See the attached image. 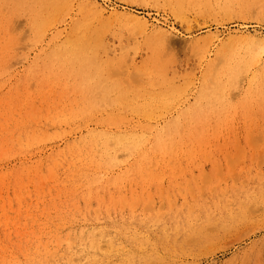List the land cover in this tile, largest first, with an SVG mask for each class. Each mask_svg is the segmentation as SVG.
<instances>
[{
	"label": "rangeland",
	"instance_id": "rangeland-1",
	"mask_svg": "<svg viewBox=\"0 0 264 264\" xmlns=\"http://www.w3.org/2000/svg\"><path fill=\"white\" fill-rule=\"evenodd\" d=\"M58 1L0 0V264H264V0H89L99 9L95 15L86 0ZM84 34L92 42L86 52L95 57L85 70L114 85L106 95L88 88L87 74L86 82L66 53ZM114 66L116 74H106ZM214 78L225 81L221 91L199 101L197 91ZM168 86L163 101H172L162 105ZM147 106L148 116L140 112ZM118 134L134 138L133 145L118 143Z\"/></svg>",
	"mask_w": 264,
	"mask_h": 264
},
{
	"label": "bare ground",
	"instance_id": "bare-ground-1",
	"mask_svg": "<svg viewBox=\"0 0 264 264\" xmlns=\"http://www.w3.org/2000/svg\"><path fill=\"white\" fill-rule=\"evenodd\" d=\"M44 1H45V0H44ZM46 1H48V0H46ZM56 1H57V0H56ZM63 1H64V0H63ZM74 1H75V0H74ZM92 1H93V0H92ZM174 1H175V4L178 5V3H179L181 0H174ZM184 1H185V0H184ZM184 1H183V2H184ZM228 1H229V0H228ZM228 1H226V2H228ZM246 1H247V0H246ZM246 1H244V3H245ZM53 2H54V1H53ZM58 2L61 3L60 0H59ZM68 2H69V1H68ZM71 2H72V1H71ZM76 2H79V0H78V1L76 0ZM85 2H87V3L90 5L89 7H91V9H92V10H91V9H90V10H91L93 13H94V11H95V13L97 14L96 11H98L99 9H97L98 7L96 8V4L94 3V4H95V6H94V4H92V2H90L89 0H86ZM183 2H182L181 5H184ZM224 2H225V1H224ZM226 2H225V6H227V5H226V4H227ZM230 2H231V0H230ZM239 2H240V1H239ZM49 3H50V0H49ZM54 3H55V2H54ZM63 3H64V2H63ZM80 3H81V2H79V4H80ZM188 3H190V2H188ZM44 4H45V3H44ZM47 4H48V3H47ZM67 4H68V3H67ZM69 4L71 5V3H69ZM77 4H78V3H77ZM83 4H84V3H83ZM175 4H174V5H175ZM228 4H229V2H228ZM58 5H59V3H58ZM62 5H63V4H62ZM86 5H87V4H86ZM97 5H98V4H97ZM50 6H51V5H50ZM64 6H65V4H64ZM78 6H79V5H78ZM228 6H229V5H228ZM45 7H46V6H45ZM52 7H54V5H52ZM79 7H80V6H79ZM81 7L84 8L85 6H84V5H83V6L81 5ZM86 7H87V6H86ZM86 7H85V8H86ZM55 8H56V5H55ZM63 8H64V7H63ZM67 9H68V8H67ZM79 9H80V8H79ZM81 9H82V8H81ZM88 9H89V8H88ZM52 10H53V8H52ZM102 10H104V9H102ZM176 10L179 11V8H178L177 6H176ZM53 11H54V10H53ZM53 11H52V13H53ZM91 11H90V14H91ZM104 11H105V10H104ZM109 11H110L111 13H116L115 10H109ZM85 12H87V11H85ZM95 13H94L93 15H95ZM46 14H47V13H46ZM50 14H51V13H50ZM82 14H83V13H82ZM104 14H105V13H104ZM47 15H48V14H47ZM84 15H85V14H84ZM84 15H82V16H84ZM88 15H89V14H88ZM100 15H101V14H100ZM115 15H116V14H115ZM43 17H44V16H43ZM50 17H51V16H50ZM73 17H74V16H73ZM89 17H90V16H89ZM89 17H88L87 19H89ZM102 17H103V15H102ZM112 17H113V14H112ZM34 18H36V17H34ZM84 18H85V17H84ZM92 18H93V17H92ZM132 18H133V17H132ZM132 18H131V19H132ZM36 19H37V18H36ZM50 19H51V18H50ZM50 19H49V21H50ZM53 19H54V18H53ZM74 19H75V18H74ZM82 19H83V17H82ZM85 19H86V18H85ZM85 19H84V20H85ZM95 19H96V18H95ZM97 19H100V18H97ZM80 20H81V19H80ZM91 20H92V19H91ZM102 20H103V19L101 18L100 21H102ZM38 21H39V20H38ZM82 21H83V20H81V22H82ZM95 21H96V20H95ZM97 21H99V20H97ZM100 21H99V22H100ZM136 21H137V20H136ZM42 22H43V21H42ZM45 22H46V21H45ZM51 22H52V21H51ZM84 22H85V21H84ZM76 23H77V22H76ZM79 23H80V21H79ZM87 23H88V22H87ZM90 23H92V22H89L88 24L90 25ZM81 24H82V26H83V24H86V22H85V23L82 22ZM97 24H98V23H97ZM143 24H144V23H143ZM77 25H78V23H77ZM86 25H87V24H86ZM72 26H73V25H72ZM75 26H76V24H75ZM78 26H79V25H78ZM90 26H91V25H90ZM96 26H97V25H96ZM85 27H86V26H85ZM85 27H84V28H85ZM139 27H142V26H139ZM74 28H75V27H74ZM87 28H88V26H87ZM92 28H93V27H92ZM95 28H96V27H95ZM99 28H100V26H99ZM69 29H70V28H69ZM71 29H72V31H73V33H74V32H75V31H74L75 29H73V27H72ZM154 29H155V28H154ZM84 30H85V29H84ZM84 30L82 29L81 32L84 33V32H83ZM98 30H99V29H98ZM72 31H71V32H72ZM79 31H80V30H79ZM79 31H78V32H79ZM42 32H43V31H42ZM78 32H77V33H78ZM102 32H103V31L101 30V33H102ZM39 33H40V30H39ZM67 33L69 34V32H67ZM75 33H76V32H75ZM98 33H99V32H98ZM101 33H99L100 36H101ZM54 34H55V33H54ZM54 34H53V35H54ZM56 34H57V32H56ZM78 34H79V33H78ZM78 34H77V35H78ZM72 35H73V34H72ZM74 35H75V34H74ZM80 35H81V34H80ZM39 36L42 37V36H44V35H39ZM55 36H56V35H55ZM55 36H54V39H55ZM67 36L69 37L70 34H69V35H66V36H63V39H64V37H65L66 39H68ZM91 36H92V35H91ZM97 36H98V35H97ZM60 37H61V36H60ZM71 37H72V40H73V36H71ZM78 37H79V36H78ZM56 38H57V37H56ZM69 38H70V37H69ZM52 39H53V36H52ZM54 39H53V40H54ZM58 39H59V37H58ZM66 39H64V40H66ZM75 39H76V38H75ZM40 40H42V39H40ZM94 40H95V39H94ZM96 40H97V39H96ZM55 41H57V40H55ZM55 41H54V42H55ZM62 41H63V40H62ZM69 41H71V40L69 39ZM69 41L67 40V42H69ZM48 42H49V41H48ZM48 42H47V43H48ZM50 43H51V42H50ZM55 43H56V42H55ZM48 44H49V43H48ZM48 44H47V45H48ZM53 44H54V43H53ZM60 44H61V43H60ZM62 44H63V43H62ZM66 44H67V43H66ZM58 45H59V44H58ZM63 45H65V44H63ZM68 45L70 46V44H68ZM54 46H56V45H54ZM63 48H64V46L62 47V49H63ZM91 48H92V42H91V39L89 38L88 35H85V34H84L81 38L76 39V41H75L74 43H72V46L69 47V49H66V48H65V49L68 50V51L66 52L67 54H68V52H69V56H70L71 59H72V64L75 63V64H78V65L80 66L79 69L81 70V72H82V74H83V77H85V75H84L85 73L87 74L86 76H87V80H88V82H87V80H86V77H85L84 79H85V81L87 82V83H86V82H85V83H86V85L88 86V88H89V87H90V88H93V87H97V88H98V87H100V88H101V89H100L101 92H103V93L106 95L107 93L110 92V90L113 88L114 85L109 84L110 82H109V80H107L108 78L105 79V78L103 77V74H102V73H101V74H100V73H97L96 71H94V69H93V71H86L87 69L85 70L86 67H91V65L94 64V61H93V60L95 59V57H94L93 51L86 52V49L88 50V49H91ZM45 49H46V48H45ZM54 49H55V47H54ZM59 49H60V47H59ZM62 49H61V50H62ZM51 50H52V48H51ZM47 51H48V50H47ZM56 51H58V50H55V51H53L52 53H55ZM50 52H51V51H50ZM40 53H41V52H40ZM44 53H46V52H44ZM52 53H50V54H52ZM61 53H62V51H61ZM70 53H71V55H70ZM47 55H48V53L46 54V56H47ZM54 55H55V54H54ZM56 55H57V53H56ZM58 55H59V53H58ZM58 55H57V57H58ZM48 56H49V55H48ZM51 56H52V55H51ZM60 56H61V54L59 55V57H60ZM62 56H64V55H62ZM39 57H40V56H39ZM43 57H45V54H44V56L42 55L41 58H43ZM67 57H68V56L66 55V59H68V58L70 59V57H68V58H67ZM37 58H38V56H37ZM41 58H40V60H41ZM49 58H50V57H49ZM52 58H54V56L51 57V59H52ZM64 58H65V57H64ZM105 58H106V57H105ZM25 59H26V58H25ZM43 59H44V58H43ZM43 59H42V60H43ZM54 59H55V58H54ZM57 59L59 60V59H61V57H60V58H56V60H57ZM100 59H101V58H100ZM109 59H110V57H109ZM32 60H33V59H32ZM36 60H38V59H36ZM45 60H46V59H45ZM58 60H57V61H58ZM46 61H47V60H46ZM48 61H49V59H48ZM52 61H54V60L52 59ZM68 61H69V60H68ZM102 61H103V60H102ZM102 61H101V62H102ZM109 61H110V60H109ZM111 61H112V59H111ZM31 62H32V61H31ZM31 62H30V63H31ZM42 62H43V61H42ZM50 62H51V61H50ZM62 62L64 63V60L61 59V63H62ZM66 62H67V61H66ZM105 62H106V61H105ZM37 63H38V62H37ZM40 63H41V62H40ZM43 63H44V62H43ZM45 63H46V62H45ZM47 63L49 64V62H47ZM54 63H56V62H54ZM59 63H60V61L58 62V64H59ZM63 63H62V64H63ZM68 63H69V62H68ZM70 63H71V62H70ZM96 63H97V62H96ZM33 64H34V63H33ZM114 64H116V63H114ZM37 65H38V64H37ZM52 65H53V62H52ZM52 65H51V66H52ZM56 65H57V64H56ZM60 65H61V64H59V66H60ZM65 65H66V63H65ZM69 65H71V64H69ZM104 65H105V64H104ZM43 66H44V65H43ZM45 66H46V64H45ZM47 66H48V65H47ZM47 66H46V67H47ZM49 66H50V64H49ZM49 66H48V67H49ZM51 66L49 67V70H50L51 68H53V67H51ZM66 66H67V65H66ZM71 66H72V65H71ZM94 66H95V65H94ZM99 66H101V65H99ZM109 66H110V64H109ZM111 66H112V65H111ZM48 67H47V68H48ZM69 67H70V66H69ZM104 67H105V66H104ZM43 68H44V67H43ZM58 68H59V67H58ZM60 68H62V70L67 69V67H66L65 69H63V66H62V67L60 66ZM71 68H72V67H70V69H71ZM77 68H78V67H77ZM101 68H102V67H101ZM108 68H110V67H107L106 69H108ZM114 68H116V66H114V67H112L111 69H109V70H112V71H110V72H109V70L106 71V72H107L106 74H108L109 76L114 75L113 73L116 74V71H115L116 69H114ZM44 69H45V68H44ZM54 69H55V68H54ZM90 69H91V68H90ZM95 69H97V68L95 67ZM104 69H105V68H104ZM45 70H47V69H45ZM56 70H59V69L56 68ZM73 70H74V69H73ZM73 70H72V72H75V71H76V69H75L74 71H73ZM100 70H101V69H100ZM113 70H114L115 72H114ZM229 70H230V69H229ZM231 70H232V69H231ZM59 71H61V69H60ZM59 71H58V72H59ZM66 71H68V70H66ZM104 71H105V70H104ZM53 72H54V70H53ZM70 72H71V71H70ZM79 72H80V71H79ZM89 72H90V73H89ZM111 72H112V74L110 75L109 73H111ZM227 72H228V71H227ZM231 72H232V71H231ZM66 73H68V72H66ZM96 73H97V74H96ZM104 73H105V72H104ZM229 73H230V72H229ZM60 74H61V73H60ZM72 74H73V73H72ZM74 74H76V73H74ZM74 74H73V75H74ZM82 74H81V79H82ZM61 75L64 76V75H65L64 72H63V74H61ZM104 75H105V74H104ZM228 75H230V74H228ZM77 76H80V74H77ZM109 76H108V77H109ZM132 76H133V75H132ZM207 76H209V75H207ZM231 76H233V75H231ZM65 77H66V76H65ZM65 77H64V78H65ZM72 77H73V76H72ZM214 77H217V76H214ZM109 78H110V77H109ZM209 78H210V77H209ZM209 78H208V79H209ZM212 78H213V77H212ZM218 78H219V80H220L221 77H218ZM218 78H217V79H216V78L212 79L213 82H210V83H212L213 85L210 86V84H209V85L207 84V86H209V88L205 87V88H202V89H201V87H200L201 90H200V91H197V92H199V95H195L196 97H197V96H200V100H199V98H197L199 101H202V100L206 101L207 97H210V96H211V98H212V97H213V96H212V95H213V92H215V90H216V91L218 92V94H219V91H221V89H220L221 84H220V83H223V82H225V81H222V80L219 81ZM71 79H72V78H71ZM77 79L80 80L79 77L76 78V81H77ZM84 79H83V80H84ZM104 79L107 80V82H109V83L106 84L105 81H104ZM128 79H129V78H128ZM130 79H131V76H130ZM130 79H129V81L133 82V81L136 80V77H135V80H133V79H134V76L132 77L131 80H130ZM170 79H171V78H170ZM170 79H169V80H170ZM172 79H173V77H172ZM204 79H205V78H204ZM67 80H68V79H67ZM110 80H111V79H110ZM115 80H116V79L114 78V83L116 84V81H115ZM132 80H133V81H132ZM169 80H168V81H169ZM210 80H211V79H210ZM64 81H65V80H64ZM120 81H122V80H120ZM129 81H126V82H125V79H124V83H127V82L129 83ZM171 81H173V80H171ZM171 81H170V82H171ZM170 82H168L169 85L171 84ZM65 83H66V82H65ZM80 83H83V82H80ZM112 83H113V82H112ZM121 83H122V82H121ZM121 83H120V84H121ZM133 83H135V82H133ZM173 83H174V82H173ZM205 83H208V82H205ZM117 84H118V83H117ZM203 84H204V83H203ZM223 84H224V83H223ZM78 85H79V84H78ZM118 85H119V84H118ZM118 85H117V86H118ZM124 85H125V84H124ZM129 85H130V84H129ZM79 86H80V85H79ZM122 86H123V85H122ZM126 86H127V84H126ZM126 86H125V87H126ZM131 86H132V84H131ZM133 86H135V85H133ZM177 86L179 87V85L176 84V87H177ZM203 86H204V85H202V87H203ZM223 86H225V85H223ZM223 86H222V87H223ZM119 87H120V85H119ZM129 87H130V86H129ZM164 87H165V86H163V88H164ZM172 87H173V86H172ZM176 87L174 86V88H172V89L174 90ZM178 87H177V88H178ZM225 87H226V86H225ZM80 88H81V86H80ZM80 88H79V90H80ZM117 88H118V87H117ZM136 88H137V87H136ZM136 88H135V89H136ZM139 88H141V87H138V89H139ZM142 88H143V87H142ZM179 88H180V87H179ZM179 88H178V89H179ZM183 88H184V87H183ZM198 88H199V87H198ZM226 88H227V87H226ZM81 89H82V88H81ZM123 89H124V88H123ZM128 89H129V88H128V86H127L126 89H125V91H126V90H127V92L130 91V90H128ZM133 89H134V88H133ZM89 90H91V89H89ZM92 90H93V89H92ZM95 90H96V89H95ZM95 90H93V91H95ZM131 90H132V89H131ZM139 90H140V89H139ZM142 90L144 91L145 89H142ZM142 90H140V91H142ZM169 90L171 91L170 86H168V90H167V89H166V90H163L164 92H162V96H164V99H162V100L159 99L160 101H163V100H165V98L169 97V96H168V93H169V95L171 94L170 92H168ZM181 90H182V89L180 88V91H181ZM84 91H85V89H84ZM84 91H83V92H84ZM87 91H88V90H87ZM87 91H86V92H87ZM113 91H114V90H113ZM117 91H118V90H117ZM121 91H122V90H121ZM132 91H134V90H132ZM132 91H131V94H132ZM140 91H139V92H140ZM146 91H147V93H150L149 90H146ZM146 91H144V92L146 93ZM148 91H149V92H148ZM159 91H160V90H159ZM161 91H162V87H161ZM178 91H179V90H178ZM86 92H84V93H86ZM88 92H89V95L92 94V91H91V94H90V91H88ZM95 92H96V91H95ZM115 92H116V91H115ZM119 92H120V91H119ZM119 92H118V93H119ZM123 92H124V90H123ZM127 92H126V94H125L126 96H128V95H127ZM135 92H136V90H135ZM135 92H133V93H135ZM153 92H154V91H153ZM174 92H175V91H174ZM181 92H182V91H181ZM181 92H180V93H181ZM223 92H224V91H223ZM93 93H94V92H93ZM98 93H99V92H98ZM103 93H102V94H103ZM113 93H114V92H113ZM113 93H112V94H113ZM116 93H117V92H116ZM121 93H122V92H121ZM124 93H125V92H124ZM124 93H122V94L124 95ZM137 93H138V92H137ZM154 93H155V92H154ZM122 94H121V95H122ZM135 94H136V93H135ZM135 94H134V95H135ZM141 94H142V92H141ZM151 94H152V93H151ZM157 94H158V93H157ZM172 94H173V93H172ZM178 94H179V92H178ZM178 94H177V95H178ZM210 94H211V95H210ZM215 94H216V93H215ZM79 95H82V94H79ZM83 95H84V94H83ZM95 95L98 96V94H95ZM95 95L93 94V96H95ZM113 95H114V94H113ZM117 95H118V94H117ZM129 95H130V94H129ZM142 95L144 96V94H142ZM142 95H141V96H142ZM145 95H146V94H145ZM147 95H148V94H147ZM149 95H150V94H149ZM209 95H210V96H209ZM221 95H222V94H221ZM84 96H85V95H84ZM86 96H88V94H86ZM93 96H92V97H93ZM100 96H101V95H100ZM100 96H99V97H100ZM107 96H108V95H107ZM115 96H116V95H115ZM115 96H113V98H114ZM139 96H140V94L138 95V97H139ZM141 96H140V97H141ZM159 96H160V94H159ZM159 96H158V97H159ZM90 97H91V96H90ZM99 97H98V98H99ZM105 97H106V96H105ZM111 97H112V96H111ZM111 97H109V99H111ZM119 97H120V96H119ZM122 97H124V96H122ZM134 97H137V96H134ZM138 97H137V100H138ZM148 97H149V96H148ZM174 97H175V95H174ZM196 97H195V99H196ZM219 97H220V96H219ZM82 98L85 99V97H82ZM86 98H87V97H86ZM93 98H94V97H93ZM93 98H92V99H93ZM96 98H97V97H96ZM101 98H103V97H100L99 100H100ZM116 98H118V96H117ZM128 98H129V97H128ZM149 98H150V97H149ZM149 98H148V99H149ZM153 98H154V97H153ZM103 99H104V98H103ZM121 99H122V98H121ZM123 99H125V97H124ZM132 99H133V98H132ZM174 99H175V98H174ZM213 99H214V100H213ZM213 99H212L211 101H215L216 98L214 97ZM78 100H80V99H78ZM81 100H82V99H81ZM86 100H87V99H85V101H86ZM99 100H98V101H99ZM101 100H102V99H101ZM105 100H106V99H105ZM114 100H115V98H114ZM118 100H119V99H118ZM126 100H127V99H126ZM126 100H124V101H126ZM129 100H130V98H129ZM129 100H128V101H129ZM134 100H135V99H134ZM170 100H171V99H170ZM170 100H169V101H170ZM198 100H197V101H198ZM217 100H218V98H217ZM87 101H88V100H87ZM115 101H116V100H115ZM124 101H123V103H124ZM128 101H127V102H128ZM132 101H133V100H132ZM141 101H142V100H141ZM141 101H140L139 103H141ZM144 101H145V99H144ZM148 101H149V100H148ZM153 101H154V100H153ZM169 101H167V102H169ZM171 101H172V100H171ZM199 101H198V102H199ZM209 101H210V100H209ZM80 102H81V101H80ZM90 102L93 103L92 101H90ZM111 102H112V100H111ZM116 102H118V101H116ZM116 102H115V103H116ZM129 102H131V100H130ZM136 102H137V101H136ZM136 102H135V103H136ZM146 102H147V100H146ZM150 102H151V101H150ZM164 102H165V103H164ZM167 102H166V101H163V104H162V105L167 104ZM174 102H175V101H174ZM94 103H95V102H94ZM101 103H102V102H101ZM109 103H110V100H109ZM123 103H122V104H123ZM133 103H134V102H133ZM137 103H138V102H137ZM147 103H148L147 105H149V102H147ZM152 103H153V102H152ZM157 103H158V102H157ZM169 103H170V102H169ZM169 103H168V106H170ZM202 103H203V102H201V105H200L201 107H205V106H207V105H205L206 102L203 103V104H202ZM208 103H209V102H208ZM211 103H214V102H211ZM89 104H90V103H89ZM103 104H104V102H103ZM103 104H100V106L103 105ZM106 104H107V103H106ZM113 104H114V103H113ZM119 104H121V103H119ZM131 104H132V103H131ZM171 104H172V103H171ZM195 104H196V103H194L193 105H195ZM198 104H199V103H198ZM206 104H207V103H206ZM82 105H85V107H86V105H88V104H87V103H86V104H83V102H82ZM95 105H96V104H95ZM95 105H94V107H96ZM107 105H108V104H107ZM110 105H111V104H110ZM127 105H128V104H127ZM127 105H126V106H127ZM140 105H141V104H140ZM140 105H139V106H140ZM143 105H144V104H143ZM150 105H151V104H150ZM154 105H155V104H154ZM159 105H160V106H159ZM159 105H158L157 107H161V103H160ZM202 105H203V106H202ZM204 105H205V106H204ZM79 106H80V104H79ZM97 106H99V105H97ZM103 106H105V105H103ZM119 106H120V105H119ZM133 106H134V104H133ZM144 106H145V105H144ZM151 106H152V105H151ZM198 106H199V105H198ZM211 106H212V105H211ZM211 106H210V104H209V107H211ZM75 107L77 108V106H75ZM82 107H83V106H82ZM89 107H90V105H89ZM89 107H88V108H89ZM107 107H108V106H107ZM128 107H129V106H128ZM147 107H148V106H147ZM147 107H145V108H143V109H140V108H141V107H140V108H138V109H140V112H141V110H142L141 113H144L146 116H148V114L150 113V110H148L150 106H149L148 108H147ZM191 107H194V106H191ZM191 107H190V111H191ZM195 107H197V105H196ZM201 107H200L199 111H201V110L203 109V108L201 109ZM209 107H208V108H209ZM78 108H79V107H78ZM90 108H91V107H90ZM92 108H93V107H92ZM105 108H106V107H105ZM115 108H116V109L118 108V104L116 105ZM120 108H121V107H120ZM124 108H125V107H124ZM154 108H156V105L154 106ZM154 108L152 107L153 112H154ZM188 108H189V107H188ZM198 108H199V107H198ZM198 108H196V110H197ZM83 109H84V108H83ZM93 109H94V108H93ZM93 109H92V112H93V111L95 112V110H93ZM109 109H110V108H109ZM111 109H112V108H111ZM126 109H127V108H126ZM138 109H136V110L138 111ZM150 109H151V108H150ZM74 110H75V109H73V111H74ZM78 110H80V109H78ZM84 110L86 111V109H84ZM87 110H88V109H87ZM98 110H99V109H98ZM98 110H96V112H97ZM122 110H123V109H122ZM158 110H159V108H158ZM187 110H188V109H187ZM194 110H195V109H194ZM196 110H195V111H196ZM73 111H72V112H73ZM90 111H91V109L89 110V113H91ZM116 111H117V110H116ZM119 111H120V110H119ZM125 111H126V110H125ZM132 111H133V110H132ZM155 111H156V109H155ZM192 111H193V110H192ZM70 112H71V111H70ZM72 112H71V114H72ZM74 112H75V111H74ZM74 112H73V113H74ZM76 112H77V114L79 115L78 111H76ZM80 112H81V111H80ZM83 112H84V111H83ZM96 112H95V113H96ZM110 112H111V111H110ZM112 112H113V111H112ZM122 112H124V111H122ZM127 112H128V109H127ZM130 112H131V111H130ZM138 112H139V111H138ZM157 112H158V111H157ZM63 113H64V112H63ZM89 113H88V115H91V114H89ZM136 113H137V112H136ZM182 113H183V112H182ZM182 113H181V115H182ZM184 113H186V112L184 111ZM184 113H183V114H184ZM196 113H197V111H196ZM60 114H61V112H60ZM71 114H69V115L71 116ZM77 114H76V115H77ZM113 114H114V113H113ZM124 114H125V112H124ZM134 114H135V113H134ZM138 114H139V113H138ZM154 114H155V116H156V113H154ZM158 114H159V113H158ZM158 114H157V115H158ZM160 114H161V113H160ZM186 114H187V113H186ZM197 114H198V113H197ZM51 115H53V114H51ZM56 115H59V112H58V114H56ZM62 115H63V114H62ZM64 115H65V114H64ZM67 115H68V114H67ZM86 115H87V114H86ZM86 115L84 114V117H85ZM92 115H93V113H92ZM120 115H121V114H120ZM122 115H123V114H122ZM139 115H140V114H139ZM189 115H190V114H189ZM198 115H199V114H198ZM123 116L126 117V115H123ZM130 116H131V115H130ZM130 116H129V117H130ZM146 116H145V117H146ZM153 116H154V115H153V113H152V116H150V118H151V117L153 118ZM161 116H162V115H161ZM167 116H168V115H167ZM183 116H184V115H183ZM185 116H187V115H185ZM191 116H192V115H191ZM54 117H55V116H54ZM58 117H59V116H58ZM66 117H67V116H66ZM71 117H72V116H71ZM71 117H70V120H71L72 118H74V117H72V118H71ZM78 117H80V116H78ZM86 117H87V116H86ZM89 117H90V116H89ZM111 117H112V116H111ZM135 117H136V114H135ZM137 117H138V116H137ZM142 117H143V116H142ZM163 117H164V116H163ZM169 117H170V116H169ZM178 117H179V116H178ZM59 118H60V117H59ZM68 118H69V117H67V119H68ZM91 118H93V117H91ZM95 118H97V117H95ZM103 118H104V117H103ZM113 118H115V117H113ZM119 118L121 119V117H119ZM119 118H118V121H119ZM131 118H132V117H131ZM157 118H158V116H157ZM172 118H173V117H172ZM172 118H171V119H172ZM181 118H182V117H181ZM188 118H189V117H188ZM190 118H191V117H190ZM67 119H63V120L65 121V120H67ZM75 119H76V118H75ZM87 119H88V118H87ZM89 119H90V118H89ZM107 119H108V118H107ZM123 119H124V118H123ZM123 119H122V122H123ZM132 119L134 120L135 118H132ZM132 119H131V121H132ZM140 119H141V118H140ZM145 119H146V118H145ZM169 119H170V118H169ZM175 119L177 120V117H176ZM182 119H183V118H182ZM47 120H48V118H47ZM57 120H58V119H57ZM68 120H69V119H68ZM70 120H69V121H70ZM98 120H99V119H98ZM98 120H96V121H97V122L100 121V124H101V120H102V119L99 120V121H98ZM155 120H156V119H155ZM176 120H175V121H176ZM54 121H55V120H54ZM82 121H83V120H82ZM84 121H85V120H84ZM106 121H107V120H106ZM115 121H116V120H115ZM115 121H114V123H117V121H116V122H115ZM124 121H126V120H124ZM173 121H174V120H173ZM175 121H174V122H175ZM179 121H180V120H179ZM183 121H185V120H183ZM58 122H59V121H58ZM93 122H94V121H93ZM122 122H121L120 124H122ZM135 122H136V121H135ZM162 122H163V121H162ZM165 122H167V121H165ZM168 122H170V120H169ZM68 123H70V122H68ZM74 123H75V122H74ZM76 123H77V122H76ZM125 123H126V122H125ZM127 123H128V122H127ZM132 123H134V122H132ZM170 123H171V122H170ZM176 123H178V122L176 121ZM182 123H183V122H182ZM70 124H71V123H70ZM97 124H98V123H97ZM128 124H130V123H128ZM167 124H168V123H167ZM85 125H86V124H85ZM117 125H119V124H117ZM117 125H116V126H117ZM136 125H138V124L136 123ZM140 125H142V123H140ZM140 125H139V126H140ZM145 125H148V124H145ZM155 125H156V123H155ZM163 125H164V123H163ZM163 125H161V126H163ZM180 125H181V124H180ZM102 126H103V125H102ZM123 126H124V124H123ZM133 126H134V125H133ZM139 126H138V127H139ZM143 126H144V125H142V127H143ZM149 126H150V124H149ZM151 126H152V125H151ZM164 126H167V125H164ZM173 126H174V125H173ZM185 126H186V125H185ZM87 127H88V126H87ZM87 127H86V128H87ZM118 127H119V126H118ZM153 127H154V125L152 126V129H153ZM159 127H160V126H159ZM80 128H81V127H80ZM91 128H92V127H91ZM131 128H132V127H131ZM155 128H156V127H155ZM171 128L174 129V127H171ZM176 128H177V126H176ZM78 129H79V128H78ZM92 129H93V128H92ZM94 129H95V128H94ZM140 129H141V126H140ZM147 129H148V128L145 127V130H146V131H147ZM158 129H160V128H158ZM166 129H168V135H169V131H171L172 129L169 130L170 128H167V127H166ZM178 129H179V127H178ZM180 129H181V127H180ZM75 130H76V129H75ZM99 130H101V129H99ZM110 130H111V129H110ZM115 130H116V129H115ZM126 130H127V129H126ZM141 130H142V129H141ZM145 130L143 131V133L146 132ZM181 130H182V129H181ZM183 130H185V129H183ZM88 131H90V130H88ZM93 131H94V130H93ZM116 131H117V130H116ZM118 131H119V130H118ZM123 131H124V130H123ZM134 131H135V129H134ZM148 131H149V130H148ZM153 131H155V129H154ZM161 131H162V130H161ZM164 131H165V128H164ZM175 131H176V130H175ZM178 131H179V130H178ZM178 131H177V134L183 132V131H181V132L178 133ZM191 131H192V130H191ZM71 132H72V131H71ZM71 132H70V133H71ZM90 132H91V131H90ZM95 132H96V131H94V132H92V133H95ZM103 132H104V131H103ZM107 132H108V131L106 130V133H107ZM109 132H110V131H109ZM131 132H132V130H131ZM185 132H186V131H185ZM76 133H77V132H76ZM87 133H88V132H86V134H87ZM112 133H114V131H113ZM117 133H118V132H117ZM120 133H122L121 130H120ZM128 133H129V132H128ZM133 133H134V132H133ZM149 133H150V132H148V134H149ZM166 133H167V130L165 131V134H166ZM174 133H175V132H174ZM183 133H184V132H183ZM86 134H85V135H86ZM98 134H99V133H98ZM110 134H111V133H110ZM114 134H115V133H114ZM126 134H127V133H126ZM159 134H160V133H159ZM162 134H164V132H163ZM165 134H164V135H165ZM69 135H70V134H69ZM88 135H89V134H88ZM101 135H102V133H101ZM104 135H105V133H104ZM111 135H112V134H111ZM124 135H125V134H124ZM130 135H132V134H130ZM134 135H135V134H134ZM137 135H139V134H137ZM137 135H135V137H136ZM143 135H144V134H143ZM156 135H157V134H155V136H156ZM168 135H167V136H168ZM170 135H172V133H171ZM173 135H174V134H173ZM173 135H172V137H173ZM186 135H187V134H186ZM66 136H67V135H66ZM91 136H92V135H91ZM96 136H97V135H96ZM96 136H95V139H96ZM98 136H100V134H99ZM105 136H106V135H105ZM105 136H104V137H105ZM132 136H133V135H132ZM144 136H146V134H145ZM149 136H151V135H149ZM174 136H175V135H174ZM182 136H183V134H182ZM182 136L177 135V139H179L178 137H182ZM187 136H188V135H187ZM81 137H83V136H81ZM113 137H114V139L117 140L118 143H119V142H125V143H127L128 145H133V143H134L133 141L135 140L133 137H132V138H133L134 140L131 139V138H128V137H126V136L124 137V136H122V134H120V135L118 134L117 136H114V135H113ZM113 137H112V138H113ZM139 137H140V135H139ZM139 137H137V138H139ZM141 137H142V136H141ZM160 137L162 138V136H160ZM165 137H166V136H165ZM189 137H190V136H189ZM67 138H68V137H67ZM75 138H76V137H75ZM98 138H99V137H98ZM145 138H147V137H145ZM151 138H152V137H151ZM155 138L158 139L157 137H155ZM168 138H170V137H168ZM173 138H174V137H173ZM184 138H185V137H183V139H184ZM79 139H80V138H79ZM79 139H78V141H79ZM104 139H105V138H104ZM110 139H111V138H110ZM156 139H155V140H156ZM165 139H166V138H165ZM174 139H175V138H174ZM174 139H173V140H174ZM73 140H74V139H73ZM83 140H84V139H83ZM83 140H81V141H83ZM85 140H86V139H85ZM87 140H88V137H87ZM93 140H94V138H93ZM99 140H100V139H99ZM137 140H138V139H137ZM143 140H144V139H143ZM145 140H146V139H145ZM169 140H170V139H169ZM179 140H180V139H179ZM74 141H75V140H74ZM78 141H77V142H78ZM89 141H91V140H89ZM101 141H102V140H101ZM139 141H140V140H139ZM139 141H137V143H138ZM159 141H160V140H158V142H159ZM162 141H163V138H162ZM166 141H167V140H165V142H166ZM171 141H172V139H171ZM176 141H178V140L175 139V140H174V143H175ZM181 141H182V140H180V142H181ZM83 142L88 143L87 141H83ZM93 142H94V141H93ZM106 142H108V141H106ZM148 142H149V141H148ZM152 142H153V141H152ZM155 142H156V141H155ZM158 142H156V143H157V144H156L157 146H158ZM160 142H161V141H160ZM69 143H70V142H69ZM103 143H104V140H103ZM114 143H115V142H113L112 144H114ZM137 143L135 144L134 147H136ZM141 143H142V142H141ZM162 143H163V142H162ZM166 143H167V142H166ZM170 143H171V142H170ZM172 143H173V142H172ZM178 143H179V142H178ZM178 143L176 142V144H178ZM58 144H59V143H58ZM80 144H81V143H80ZM94 144H95L94 146H96V142H94ZM110 144H111V143H110ZM110 144H109V146H111ZM122 144H123V143H122ZM127 144H126V145L123 144L124 147L127 146ZM151 144L153 145V143H151ZM81 145H82V144H81ZM85 145H86V144H85ZM107 145H108V144H107ZM116 145H117V143H116ZM116 145L114 144V145H112V146H116ZM123 145H122V146H123ZM149 145H150V144H149ZM163 145H164V144H163ZM68 146H69V145H68ZM76 146H78V144H77ZM91 146H92V145H91ZM97 146H98V145H97ZM104 146H105V145H104ZM109 146H108V147H109ZM118 146H119V145H118ZM161 146H162V145H161ZM54 147H55V146H54ZM72 147H73V146H72ZM72 147H71V148H72ZM79 147H80V146H79ZM127 147H128V146H127ZM127 147H126V148H127ZM138 147H139V146H138ZM153 147H154V149H155V144H154ZM164 147H165V146H164ZM164 147H163L162 149H164ZM68 148L70 149V147H68ZM83 148H84V147H83ZM98 148H99V147H98ZM102 148H104V147H102ZM102 148H101V149H102ZM122 148H123V147H122ZM156 148H157V147H156ZM73 149H74V148H73ZM73 149H70V150H73ZM91 149H92V147H91ZM115 149H116V148H115ZM120 149H121V148H120ZM159 149H160V148H159ZM52 150H53V149H52ZM63 150H64V149H63ZM78 150H79V149H78ZM93 150H94V149H93ZM104 150H105V149H104ZM125 150H126V149H125ZM136 150H137V149H136ZM146 150H147V149H146ZM156 150L158 151V149H156ZM82 151H83V150H82ZM82 151L79 150V152H82ZM95 151H96V149H95ZM105 151H106V150H105ZM107 151H108V150H107ZM107 151H106V152H107ZM120 151H121V150H120ZM138 151H139V150H138ZM159 151H161V149H160ZM47 152H48V151H47ZM49 152H50V150H49ZM60 152H61V151H60ZM62 152H63V151H62ZM84 152H86V151L84 150ZM89 152H90V150H89ZM98 152H100V151H97V153H98ZM134 152H136V151H134ZM146 152H147V151H146ZM146 152H145V153H146ZM155 152H156V151H155ZM68 153H69V152H68ZM72 153H74V155H75V152L72 151ZM77 153H78V151H77ZM102 153H104V152H102ZM109 153H110V152H109ZM112 153H113V152H112ZM114 153H115V152H114ZM119 153H121V152H119ZM119 153H118V154H119ZM147 153H148V152H147ZM47 154H48V153H47ZM87 154H88V152H87ZM90 154H91V152L89 153L88 157L90 156ZM116 154H117V153H116ZM123 154H124V153H123ZM126 154H127V153H126ZM155 154H156V153H155ZM83 155H84V157H85V154H83ZM95 155H96V153H95ZM98 155H99V154H98ZM107 155H108V154H107ZM107 155H106V156H107ZM133 155H134V154H133ZM148 155H149V154H148ZM148 155H147V156H148ZM72 156H73V155H72ZM92 156H93V154H92ZM120 156H121V155H120ZM122 156H123V155H122ZM125 156H127V155H125ZM43 157H44V156H43ZM47 157H49V156H47ZM55 157H56V156H55ZM55 157H54V158H55ZM59 157H60V156H59ZM67 157H68V156H67ZM79 157H82V156H79ZM107 157H108V156H107ZM109 157H111V156H109ZM118 157H119V156L116 157V159H117V161H115L116 163H118ZM140 157H141V158H140V159H141V160H140L141 163L144 162V161H142V159H143L142 156H140ZM145 157H146V156H145ZM151 157H152V156H150V158H151ZM56 158H57V157H56ZM98 158H100V157H98ZM120 158H121V160H122V157H120ZM120 158H119V159H120ZM123 158L125 159V157H123ZM128 158H129V157H128ZM134 158H135V157H134ZM150 158H149V159H150ZM42 159H43V158H42ZM42 159H41V160H42ZM74 159H76V157H75ZM74 159H72V160H74ZM77 159H78V158H77ZM79 159H80V158H79ZM82 159L84 160L85 158L82 157ZM86 159H88V158H86ZM86 159H85V160H86ZM101 159H104V158H101ZM124 159H123L122 162L125 163ZM126 159H127V157H126ZM137 159H138V158H137ZM147 159H148V158H147ZM153 159H154V158H153ZM39 160H40V159H39ZM39 160H38V161H39ZM45 160H47V159H45ZM69 160H70V159H69ZM72 160H71V161H72ZM85 160H84V161H85ZM98 160H100V159H98ZM98 160H97V161H98ZM112 160H113V158H112L110 161L112 162ZM114 160H115V159H114ZM114 160H113V161H114ZM47 161H48V160H47ZM55 161L57 162V160H55ZM59 161H60V160H59ZM80 161H82V160H80ZM84 161H83V162H84ZM89 161H91V159H90ZM110 161H109V163H111ZM140 161L138 162V163H139V166H140ZM40 162H41V161H40ZM60 162H62V161H60ZM67 162H68V160H67ZM73 162H74V161H73ZM75 162H77V161H75ZM75 162H74V164H75ZM78 162H79V161H78ZM78 162H77V163H78ZM92 162H93V164H94V161H93V160H92ZM99 162H100V161H99ZM99 162H98V165H99ZM101 162H102V161H101ZM115 162H113L114 165L116 164ZM122 162H121V164H122ZM126 162H127V161H126ZM41 163H42V162H41ZM41 163H40V164H41ZM43 163H44V161H43ZM48 163H49V162H48ZM85 163H87V162H85ZM88 163H89V162H88ZM88 163H87V164H88ZM109 163H108V164H109ZM132 163H133V162H132ZM132 163H131V164H132ZM55 164H56V166H58L57 163H55ZM74 164H73V165H74ZM81 164H82V163H81ZM90 164H91V162H90ZM101 164H103V163H101ZM113 164H111V165H113ZM119 164H120V163H119ZM125 164H126V163H125ZM38 165H39V163H38ZM42 165H44V164H42ZM62 165H63V164H62ZM70 165H72V164H70ZM73 165H72V166H73ZM84 165H86V164H84ZM111 165H109V168H110ZM122 165H123V164H122ZM129 165H130V164H129ZM53 166H54V165H53ZM53 166L50 167V168H53ZM92 166H93V165H92ZM105 166H106V164H105ZM120 166H121V165H120ZM120 166H119V167H120ZM130 166H131V165H130ZM133 166H134V165H133ZM39 167H40V166H39ZM43 167H44V166H43ZM62 167H63V166H62ZM70 167H71V166H70ZM73 167H74V166H73ZM75 167H76V164H75ZM83 167H84V166H83ZM94 167H95V166H94ZM98 167H100V166H98ZM113 167H114V166H113ZM113 167H111V168H113ZM116 167H117V166H116ZM127 167H128V166H127ZM127 167H126V169H127ZM130 168H131V167H130ZM130 168H129V170L132 171ZM56 169H57V168H56ZM80 169H81V168H80ZM82 169H84V168H82ZM85 169H87V167H86ZM39 170H40V169H39ZM57 170H58V169H57ZM62 170H63V169H62ZM89 170H90V169H89ZM98 170H100V168H99ZM102 170H103V168H102ZM108 170H109V169H108ZM122 170H123V169H122ZM134 170H135V169H134ZM54 171H55V170H54ZM103 171H104V170H103ZM49 172H50V170H49ZM83 172H85V170H84ZM83 172H82V173H83ZM91 172H93V171H90V173H91ZM94 172H95V170H94ZM115 172H116V171H115ZM82 173H81V174H82ZM98 173H99V171H98ZM98 173H97V174H98ZM102 173H105V172H102ZM122 173H123V172H122ZM52 174H53V173H52ZM60 174H61V173H60ZM77 174H78V173H77ZM83 174H84V173H83ZM83 174H82V175H83ZM94 174H95V173H94ZM97 174H96V175H97ZM105 174H107V173H105ZM120 174H121V173H120ZM120 174H119V175H120ZM126 174H127V170H126ZM126 174H125V175H126ZM75 175H76V174H75ZM82 175H81V176H82ZM88 175H89V173H88ZM96 175H95V176H96ZM100 175H101V174H100ZM102 175H103V174H102ZM122 175H123V174H122ZM54 176H55V175H54ZM57 176H58V174H57ZM81 176H80V177H81ZM84 176H85V175H84ZM126 176H127V175H126ZM126 176H125V177H126ZM75 177H76V176H75ZM93 177H94V176H93ZM103 177H104V176H103ZM108 177H109V176H108ZM116 177H117V175H116ZM55 178H56V177H55ZM58 178H59V177H58ZM58 178H57V179H58ZM90 178H91V177H90ZM100 178H101V177H100ZM117 178H118V177H117ZM123 178H124V177H123ZM126 178H127V177H126ZM50 179H51V177H50ZM72 179H73V178H72ZM78 179H79V178H78ZM83 179H84V177H82V181H83ZM88 179H89V178H88ZM94 179H95V178H94ZM96 179H97V178H96ZM102 179H104V178H102ZM115 179H116V178H115ZM121 179H122V178H121ZM53 180H54V179H53ZM99 180H100V179H99ZM106 180L108 181V179H106ZM113 180H114V179H113ZM113 180H112V181H113ZM125 180H126V179H125ZM49 181H50V180H49ZM65 181H66V180H65ZM73 181H74V180H73ZM73 181H72V183H73ZM77 181H78V180H77ZM82 181H80V182H82ZM84 181H85V180H84ZM87 181H88V180H87ZM101 181H102V180H101ZM123 181H124V180H123ZM70 182H71V181H70ZM70 182H69V183H70ZM85 182H86V181H85ZM91 182H92V181H91ZM113 182H114V181H113ZM113 182H112V183H113ZM117 182H118V181H117ZM117 182H116V183H117ZM121 182H122V181H121ZM57 183H58V182H57ZM109 183H110V182H109ZM55 184H56V183H55ZM63 184H64V183H63ZM75 184H76V183H75ZM92 184H93V183H92ZM106 184H108V183H106ZM118 184H119V183H118ZM58 185H59V184H58ZM65 185H66V184H65ZM69 185H71V184H69ZM80 185H81V183H80ZM87 185H88V184H87ZM87 185H86V186H87ZM90 185H91V184H90ZM99 185H100V182H99ZM108 185L110 186V184H108ZM114 185H115V182H114ZM60 186L62 187V185H60ZM60 186H59V188H61ZM76 186H77V184H76ZM76 186H75V187H76ZM84 186H85V185H84ZM92 186H93V185H92ZM103 186H104V185H103ZM66 187H67V185H66ZM69 187H70V186H69ZM114 187H115V186H114ZM114 187H113V188H114ZM62 188H63V187H62ZM76 188H77V187H76ZM107 188H108V186H107ZM64 189H65V188H64ZM70 189H71V188H70ZM73 189H74V188H73ZM90 189H92V188H90ZM90 189H89V191H90ZM59 190H60V189H59ZM62 190H63V189H62ZM62 190H61V191H62ZM110 190H111V188H110ZM64 191H65V190H64ZM64 191H63V192H64ZM89 191H88L87 193H90ZM97 191H98V190H97ZM107 191H109V190H107ZM57 192H58V191H56V193H57ZM78 192H79V190H78ZM85 192H86V191H85ZM100 192H101V191H100ZM100 192H99V193H100ZM105 192H106V191L104 190V193H105ZM59 193H60V191H59ZM68 193H69V192H68ZM71 193H72V192H71ZM99 193H98V194H99ZM107 193H108V192H107ZM110 193L112 194V192H110ZM57 194H58V193H57ZM62 194H63V193H62ZM82 194H83V191H82ZM101 194H102V192H101ZM108 194H109V193H108ZM60 195H61V194H60ZM63 195H64V194H63ZM70 195H71V194H70ZM83 195H84V194H83ZM93 195H94V194H93ZM74 196H75V195H74ZM67 197H68V196H67ZM74 200H75V199H74ZM78 201H79V197H78ZM67 202H68V201H67ZM63 203H64V202H63ZM79 203H80V202H79ZM64 204H65V203H64ZM237 208H238V207H237ZM180 216H181V215H180ZM181 217H182V216H181ZM186 217H188V215H187ZM183 218H184V217H183ZM187 220H188V219H187ZM182 221H183V220H182ZM185 221H186V220H185ZM190 221H191V220H190ZM164 222H165V220H164ZM178 222H180V221H178ZM165 223H166V222H165ZM171 223H172V222H171ZM187 223H188V222H187ZM184 224H185V223H184ZM188 224H189V223H188ZM165 225H166V224H165ZM179 225H180V224H179ZM148 226H149V225H148ZM181 226H182V225H181ZM188 226H189V225H188ZM129 227H130V226H129ZM160 227H161V226H160ZM169 227H170V226H169ZM169 227H168V228H169ZM177 227H178V226H177ZM183 228H184V227H183ZM145 229H146V228H145ZM178 229H181V228H178ZM146 230H147V229H146ZM163 230H164V229H163ZM115 231H116V230H115ZM119 231H120V230H119ZM120 232H121V231H120ZM131 232H132V231H131ZM116 234H117V233H116ZM133 234H134V233H133ZM145 234H146V233H145ZM119 235H120V234H119ZM136 235H137V234H136ZM136 235H135V236H136ZM143 235H144V234H143ZM120 236H121V235H120ZM125 236H126V235H125ZM125 236H124V237H125ZM132 236H133V235H132ZM117 237H118V236H117ZM121 237H122V236H121ZM146 237H147V236H146ZM122 238H123V237H122ZM128 238H129V237H128ZM128 238H127V239H128ZM137 238H138V237H137ZM112 239H113V238H112ZM129 239H130V238H129ZM115 240H116V239H115ZM113 241H114V240H113ZM125 241H126V240H125ZM133 241H134V240H133ZM138 241H139V240H138ZM121 242H122V241H121ZM114 243H115V242H114ZM132 243H133V242H132ZM136 243H137V242H136ZM141 243H143V241H142ZM141 243H140V244H141ZM118 244H119V243H118ZM127 244H128V243H127ZM112 245H114V244H112ZM124 245H125V244H124ZM130 245H131V244H130ZM130 245H129V246H130ZM142 245H143V244H142ZM146 245H149V244L146 243ZM152 246H153V244H152ZM110 247H111V246H110ZM141 247H142V246H141ZM141 247H140V248H141ZM143 247H145V246H143ZM126 248H127V247H126ZM131 248H132V247H131ZM134 248H135V247H134ZM134 248H132V249H134ZM149 248H150V247H149ZM151 248H152V247H151ZM111 249H112V248H111ZM128 249H129V248H128ZM136 249H137V247H136ZM143 249H144V248H143ZM146 249H147V248H146ZM152 249H153V248H152ZM117 250H118V249H117ZM119 250H120V249H119ZM126 250H127V249H126ZM127 251H128V250H127ZM130 251H131V250H130ZM130 251H128V252L130 253ZM151 251H152V250H151ZM111 252H112V251H111ZM137 252H138V250H137ZM116 253H117V252H116ZM135 253H136V252H135ZM153 253H154V252H153ZM114 254H115V253H114ZM119 254H120V253H119ZM143 254H144V253H143ZM151 254H152V253H151ZM114 256H115V255H114ZM122 257H123V256H122ZM126 257H127V256H126ZM123 258H125V257H123ZM128 258H129V257H128ZM148 258H149V257H148ZM101 259H102V258H101ZM141 261H142V260H141ZM139 262H140V260H139ZM122 263H123V262H122ZM143 264H144V263H143ZM146 264H147V263H146Z\"/></svg>",
	"mask_w": 264,
	"mask_h": 264
}]
</instances>
